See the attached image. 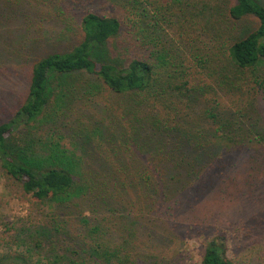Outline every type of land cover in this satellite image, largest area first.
Returning a JSON list of instances; mask_svg holds the SVG:
<instances>
[{
  "label": "trees",
  "instance_id": "trees-1",
  "mask_svg": "<svg viewBox=\"0 0 264 264\" xmlns=\"http://www.w3.org/2000/svg\"><path fill=\"white\" fill-rule=\"evenodd\" d=\"M118 1L135 19L99 13V0H0V42L13 55L0 59V74L30 73L0 121V169L34 203L70 216L81 246L61 256L52 238L64 239L47 230L38 257L29 243L0 264H44L50 254L61 264H188L178 224L236 210L264 184L254 102L264 92V0ZM201 34L208 44L228 35L227 61L202 55ZM188 51L213 82L193 77L201 71L186 65ZM247 83L246 103L223 102L221 90ZM205 196V210L191 208ZM227 249L216 233L201 264H239Z\"/></svg>",
  "mask_w": 264,
  "mask_h": 264
},
{
  "label": "rangeland",
  "instance_id": "rangeland-1",
  "mask_svg": "<svg viewBox=\"0 0 264 264\" xmlns=\"http://www.w3.org/2000/svg\"><path fill=\"white\" fill-rule=\"evenodd\" d=\"M207 1L214 3L218 1L225 2L226 0ZM98 6L97 11L99 13L117 16L123 23H128L129 16L135 19L131 12L130 15L128 14L126 11L127 7L118 0H99ZM167 27L171 40L178 41L181 39L178 27H170V25H167ZM226 36L228 35L224 34L220 39L213 40L208 44L207 42L209 41L206 36L201 34L202 55L204 53L213 55L215 63L221 64L222 61H227L228 52L225 50L224 45L227 40ZM8 56H13L11 46L5 44V42H0V59L5 61V57ZM196 56L192 55L190 51L186 55V65L193 66V68L198 67L197 70L202 73L196 71L193 77H196L197 80L203 77L206 82H213L216 75L210 70H207V75L204 74L203 69L197 64ZM214 62L213 64L216 65ZM213 64L210 63L209 65L214 67ZM217 73L221 74V71ZM0 79L6 82V86L0 84L1 121L23 100L29 85L30 73L29 70H24L22 73H15L14 77L13 74L9 75L8 78L1 73ZM252 87V83H247L243 85L242 91L225 88V90L220 91L221 99L226 104L235 105L238 103L237 97H240L241 103H246L248 98L253 95ZM105 96L107 97V95ZM254 102L259 105V112L264 116V92ZM244 162H246V158H239L235 167L238 168ZM229 167L223 172H227ZM209 199V196L201 197V199L196 198V200L194 198V205L192 204L191 208L195 205L201 207ZM54 205L46 202L44 204L34 203L21 186L0 169V255H11L17 251L25 254V250L30 243L35 247V256L38 257V251L44 252L43 249L36 245L44 239L43 236L39 235V232L46 234L47 230L57 232L56 234H59L60 238L64 239L61 243H58L57 237L52 238L61 256L71 257L72 254H75L74 251L81 247L75 240V235L78 236L77 232L79 231L77 229L75 232L74 226L65 223L64 220L70 216L63 211L57 212ZM230 205H226L223 211L218 208L213 209L212 217L208 216L201 225L193 226V223L192 225L178 224L185 240V252L182 254L186 263L201 264L207 241L218 233L228 242L227 255L229 258L239 264H264V184L257 185L256 190L254 189V191L246 194L243 203H240L236 210L233 207L234 205H231L232 207ZM206 207L209 206L206 205ZM202 208L206 209L203 206ZM57 225L59 227L58 230H56ZM50 255V257H44V264H61L55 256ZM63 261L68 262L69 260L64 259Z\"/></svg>",
  "mask_w": 264,
  "mask_h": 264
}]
</instances>
